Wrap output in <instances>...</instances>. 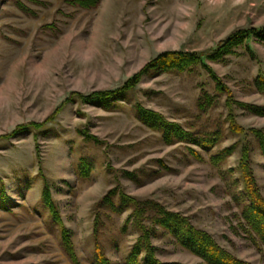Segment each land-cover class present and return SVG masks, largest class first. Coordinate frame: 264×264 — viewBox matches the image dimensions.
I'll return each instance as SVG.
<instances>
[{
    "label": "rangeland",
    "instance_id": "1",
    "mask_svg": "<svg viewBox=\"0 0 264 264\" xmlns=\"http://www.w3.org/2000/svg\"><path fill=\"white\" fill-rule=\"evenodd\" d=\"M261 26L264 0H100L93 9L69 0H0V194L8 196L0 198V264H98L97 241L112 264H127L139 236L126 222L131 210L98 208L115 188L157 200L237 257L264 264V250L240 224L245 184L239 168L249 142L264 195V155L252 134L229 130L226 94H218L204 70L145 74L111 109L67 102L73 92L120 87L162 52H209L235 31ZM251 46L253 52L238 48L208 65L235 100L264 104L254 86L264 75V44ZM204 92L215 100L206 112L198 106ZM136 103L185 127L219 124L223 140L211 150L167 144L139 120ZM233 112L244 128H264V116L238 107ZM29 123L44 126L12 136ZM235 144L230 156L212 162ZM85 162L89 175L81 177ZM44 179L70 230L77 263L43 201ZM153 243L162 262L206 264L164 230Z\"/></svg>",
    "mask_w": 264,
    "mask_h": 264
},
{
    "label": "trees",
    "instance_id": "2",
    "mask_svg": "<svg viewBox=\"0 0 264 264\" xmlns=\"http://www.w3.org/2000/svg\"><path fill=\"white\" fill-rule=\"evenodd\" d=\"M99 2L100 0H69V3L72 5L84 9L96 8ZM252 41L264 44V26L237 30L209 52H162L120 87L94 91L89 94L73 92L67 102L78 100L111 109L114 107L115 101H123L128 98L145 74L162 72L193 73L202 69L215 82L219 92L218 94H226L227 108H229V115L226 121L229 123V130L235 134H252L258 143L260 151L264 155V128H244L237 122L236 115L233 112L235 107H238L248 113L264 116V104L235 100L229 88L208 65L210 61L219 62L225 60L228 55L237 54L238 48L244 49L245 52H253L251 46ZM254 86L258 92L264 95V75L259 73L255 77ZM214 105L215 100L213 96L208 92H204L203 96L199 99V109L206 112L209 107ZM63 106L60 108L62 109ZM134 109L139 120L149 128L158 131L162 140L167 144L183 142L200 146L204 150H211L223 140L222 127L219 124H216L213 129L205 130L200 127H185L178 122L168 120L163 114L157 111L143 107L140 103H136ZM43 126L44 124L29 123L25 126H20L12 136L30 129H41ZM236 148L237 144L222 149L217 154L212 155V162L215 164L222 162ZM192 153L197 158H202L199 151H195L193 148ZM239 168L245 184L244 196L241 200L240 224L244 227L245 233L253 243L258 248L264 250V195L252 165V148L249 142L245 143L241 149ZM79 173L81 177L89 175V166L86 162L82 163ZM127 174L132 175L131 173ZM44 183L43 201L49 208L54 221L61 227L63 245L66 251L74 262L77 263V256L70 230L63 223L46 179H44ZM115 197L119 198V203L117 204L114 201ZM0 198L3 202L8 200L5 190H2ZM106 207L116 212L131 210L126 222H132L134 224L139 232V236L131 247L127 264H185L178 261L162 262L157 257L158 247L154 245L153 240L160 235L161 230L170 234L182 248L202 258L206 264H253L237 257L220 245L212 234L194 226L189 217L167 209L165 205L157 200L150 198L138 199L124 191L117 192L115 188L111 189L99 201L98 208ZM97 225L98 218L96 220ZM95 230L97 231V228ZM95 254L98 264H112L110 259L104 254L98 241L95 247Z\"/></svg>",
    "mask_w": 264,
    "mask_h": 264
}]
</instances>
